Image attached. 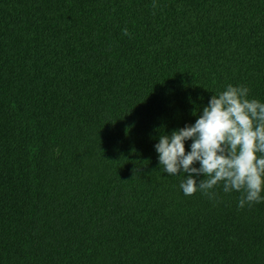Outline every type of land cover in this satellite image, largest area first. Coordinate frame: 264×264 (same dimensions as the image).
I'll use <instances>...</instances> for the list:
<instances>
[{
	"label": "trees",
	"instance_id": "16d2710c",
	"mask_svg": "<svg viewBox=\"0 0 264 264\" xmlns=\"http://www.w3.org/2000/svg\"><path fill=\"white\" fill-rule=\"evenodd\" d=\"M228 84L264 102V0H0V264H264V200L154 147Z\"/></svg>",
	"mask_w": 264,
	"mask_h": 264
},
{
	"label": "clouds",
	"instance_id": "9594fccd",
	"mask_svg": "<svg viewBox=\"0 0 264 264\" xmlns=\"http://www.w3.org/2000/svg\"><path fill=\"white\" fill-rule=\"evenodd\" d=\"M122 33L130 35L127 28ZM249 91L226 85L211 95L194 124L160 136L154 146L159 164L170 176L184 174V195L200 191L213 198V190L222 185L225 193H241L240 208L264 200V102L249 98ZM201 175L199 181L194 178Z\"/></svg>",
	"mask_w": 264,
	"mask_h": 264
}]
</instances>
